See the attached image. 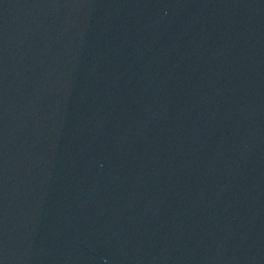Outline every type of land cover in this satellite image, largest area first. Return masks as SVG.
Here are the masks:
<instances>
[{"label":"water","instance_id":"obj_1","mask_svg":"<svg viewBox=\"0 0 264 264\" xmlns=\"http://www.w3.org/2000/svg\"><path fill=\"white\" fill-rule=\"evenodd\" d=\"M0 264H264V0H0Z\"/></svg>","mask_w":264,"mask_h":264}]
</instances>
